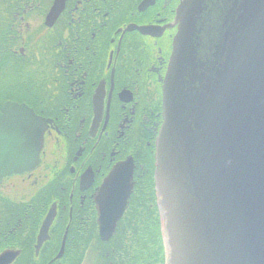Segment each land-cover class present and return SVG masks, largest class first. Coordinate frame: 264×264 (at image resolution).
I'll list each match as a JSON object with an SVG mask.
<instances>
[{
  "label": "flooded vegetation",
  "instance_id": "obj_1",
  "mask_svg": "<svg viewBox=\"0 0 264 264\" xmlns=\"http://www.w3.org/2000/svg\"><path fill=\"white\" fill-rule=\"evenodd\" d=\"M182 1L0 0V112L15 103L43 119L38 164L0 183L22 179L16 198L0 191V239L24 242L0 252L25 246L32 264H168L165 246L159 260L146 240L163 239L156 149ZM124 202L104 240L100 217Z\"/></svg>",
  "mask_w": 264,
  "mask_h": 264
},
{
  "label": "water",
  "instance_id": "obj_2",
  "mask_svg": "<svg viewBox=\"0 0 264 264\" xmlns=\"http://www.w3.org/2000/svg\"><path fill=\"white\" fill-rule=\"evenodd\" d=\"M177 20L155 172L168 264H264V0H183ZM42 146L43 119L6 104L0 183L34 168ZM124 207L100 217L104 240Z\"/></svg>",
  "mask_w": 264,
  "mask_h": 264
},
{
  "label": "trees",
  "instance_id": "obj_3",
  "mask_svg": "<svg viewBox=\"0 0 264 264\" xmlns=\"http://www.w3.org/2000/svg\"><path fill=\"white\" fill-rule=\"evenodd\" d=\"M156 218L158 217L156 216ZM162 240H163L162 236L159 233L156 234L155 239L146 240V242H155V246L157 247H155L152 250V255L153 257L159 256L158 258L159 260H164V244ZM20 244H24V242L18 241L14 235H9L7 240L3 239V241L1 242V239H0V250L4 249L6 246L20 247ZM24 249L25 250L23 251L21 256L18 258V260L14 264H23L24 262H29L31 258H33L31 264L34 263L35 258L33 257V254H30L29 252H27L25 246H24Z\"/></svg>",
  "mask_w": 264,
  "mask_h": 264
},
{
  "label": "rangeland",
  "instance_id": "obj_4",
  "mask_svg": "<svg viewBox=\"0 0 264 264\" xmlns=\"http://www.w3.org/2000/svg\"><path fill=\"white\" fill-rule=\"evenodd\" d=\"M21 180H22L21 178L8 179L5 182V185H3V187H0V191L2 193L7 194L9 197L16 198L21 193L22 190ZM0 207H1V201H0ZM84 264H91V261H85Z\"/></svg>",
  "mask_w": 264,
  "mask_h": 264
}]
</instances>
